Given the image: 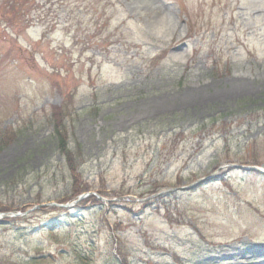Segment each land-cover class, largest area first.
<instances>
[{
	"label": "rangeland",
	"instance_id": "1",
	"mask_svg": "<svg viewBox=\"0 0 264 264\" xmlns=\"http://www.w3.org/2000/svg\"><path fill=\"white\" fill-rule=\"evenodd\" d=\"M35 1L0 0V264H264V0Z\"/></svg>",
	"mask_w": 264,
	"mask_h": 264
},
{
	"label": "trees",
	"instance_id": "2",
	"mask_svg": "<svg viewBox=\"0 0 264 264\" xmlns=\"http://www.w3.org/2000/svg\"><path fill=\"white\" fill-rule=\"evenodd\" d=\"M4 5L10 13L14 16L11 17L14 21L19 23L31 24L34 21L31 17V12L34 9H39L40 5L36 3L35 0H4ZM40 18V17H38ZM42 20H39V22ZM164 54V53H163ZM163 59L162 54L159 53L145 61L148 67H155ZM55 136V142L57 150L64 154L65 160L69 166L72 168L77 165V155L73 154L70 150V143H68L67 138L62 135V133L57 130ZM95 198V196H93Z\"/></svg>",
	"mask_w": 264,
	"mask_h": 264
},
{
	"label": "water",
	"instance_id": "3",
	"mask_svg": "<svg viewBox=\"0 0 264 264\" xmlns=\"http://www.w3.org/2000/svg\"><path fill=\"white\" fill-rule=\"evenodd\" d=\"M259 171H261V170H259ZM261 172H263V171H261ZM87 195H88V194H84V195H82L81 197H79V199H77L76 201H74L73 204L76 203V202H77L78 200H80L81 198L87 196ZM55 205H58V206H67V205H62V204H55ZM5 215H6L5 213H0V216H5Z\"/></svg>",
	"mask_w": 264,
	"mask_h": 264
}]
</instances>
